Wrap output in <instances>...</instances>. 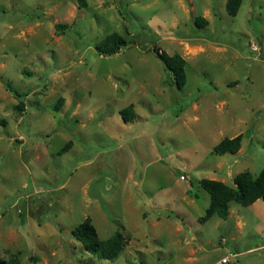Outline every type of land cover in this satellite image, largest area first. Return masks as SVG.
<instances>
[{
	"label": "rangeland",
	"instance_id": "1",
	"mask_svg": "<svg viewBox=\"0 0 264 264\" xmlns=\"http://www.w3.org/2000/svg\"><path fill=\"white\" fill-rule=\"evenodd\" d=\"M227 1L0 0V264H264L263 199L200 221L202 179L264 168V0ZM112 32L132 42L99 53ZM158 48L186 59L184 86ZM86 219L124 250L87 251Z\"/></svg>",
	"mask_w": 264,
	"mask_h": 264
},
{
	"label": "trees",
	"instance_id": "2",
	"mask_svg": "<svg viewBox=\"0 0 264 264\" xmlns=\"http://www.w3.org/2000/svg\"><path fill=\"white\" fill-rule=\"evenodd\" d=\"M241 4L242 0H228V12L236 15ZM196 21L199 25L207 23V20L203 17H197ZM56 26L59 30L65 31L70 24L58 23ZM131 42V40H127L119 33L112 32L96 45V49L101 54L112 55L118 53ZM155 51L166 64L175 83L179 87L184 86L186 83V59L179 53L170 54L159 48L155 49ZM7 86L17 96H23V93L14 88L10 83ZM63 101L64 98H60L57 106H60ZM16 107L19 108L20 106L17 105ZM121 114L125 120H132L134 117L132 105L123 108ZM241 141V134L234 137H224L215 145L213 151L216 154L236 153L241 147ZM200 183L211 195V201L206 213L200 218L201 222L207 221L214 214L225 219L228 218L230 203L232 201L248 206L258 199L264 200V168L257 177H254L248 170L240 172L234 178L235 186H230L223 181L210 178H204ZM71 232L73 236L82 242L87 251L101 259H114L117 257L124 250L128 240L122 231L115 232L107 239H101L95 225L89 219L75 225Z\"/></svg>",
	"mask_w": 264,
	"mask_h": 264
},
{
	"label": "built area",
	"instance_id": "3",
	"mask_svg": "<svg viewBox=\"0 0 264 264\" xmlns=\"http://www.w3.org/2000/svg\"><path fill=\"white\" fill-rule=\"evenodd\" d=\"M230 257L226 256L220 259L216 264H229Z\"/></svg>",
	"mask_w": 264,
	"mask_h": 264
}]
</instances>
